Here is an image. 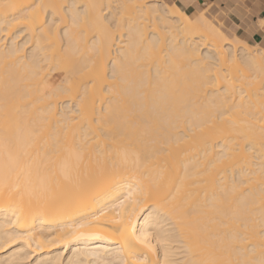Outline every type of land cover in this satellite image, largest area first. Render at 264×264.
<instances>
[{"label":"bare ground","instance_id":"bare-ground-1","mask_svg":"<svg viewBox=\"0 0 264 264\" xmlns=\"http://www.w3.org/2000/svg\"><path fill=\"white\" fill-rule=\"evenodd\" d=\"M223 17L0 0V264H264V48Z\"/></svg>","mask_w":264,"mask_h":264},{"label":"crops","instance_id":"crops-1","mask_svg":"<svg viewBox=\"0 0 264 264\" xmlns=\"http://www.w3.org/2000/svg\"><path fill=\"white\" fill-rule=\"evenodd\" d=\"M185 13L198 14L214 7L224 15L221 26L230 38L264 47V0H165ZM188 14V15H189Z\"/></svg>","mask_w":264,"mask_h":264},{"label":"rangeland","instance_id":"rangeland-1","mask_svg":"<svg viewBox=\"0 0 264 264\" xmlns=\"http://www.w3.org/2000/svg\"><path fill=\"white\" fill-rule=\"evenodd\" d=\"M164 1H165V0H164ZM165 2H167V1H165ZM167 3H168L169 5H171V6L174 5V6L179 7V6L176 5L175 3H173V4H172V3H169V2H167ZM179 8H180V7H179ZM180 9H181V8H180ZM181 11L184 12L182 9H181ZM184 13H185V12H184ZM185 14H187V13H185ZM188 14H189V13H188ZM188 14H187V15H188ZM199 14H200V13H198V14H189V16L195 17V16H198ZM236 39H238V38H236ZM238 40H240V39H238ZM240 41H241V40H240ZM242 42H243V41H242ZM244 43H245V42H244ZM246 44H247V43H246ZM247 45H248L251 49H253L254 47H259V48H262V49L264 48V47H261V46H252V45H249V44H247ZM52 80H53L54 83H55V82L58 80V77H52ZM237 84H238V83H237ZM62 108H63L62 105H59V109H62ZM67 116H69V115H67ZM263 153H264V152H263ZM255 154H256V153H253L254 156L251 155L253 158L250 157L251 160H254L255 162H254V161H251V162H252L253 164H254V163H255V164H256V163L258 164V162H260V160H259L260 155H259V152H258V155H259V156H258L257 154L255 155ZM258 157H259V158H258ZM250 158H249V159H250ZM260 159H261V158H260ZM168 222H170V221H168ZM173 245H174V247H175V252H176V251H177L176 253H179V252H180V253H181V257L184 256V254L186 253V249L183 247L182 243L179 244L178 242H176V243H174ZM196 255H197V257L201 258V260H202L203 257H202L201 252L196 253ZM198 255H199V256H198ZM179 257H180V255H179Z\"/></svg>","mask_w":264,"mask_h":264}]
</instances>
